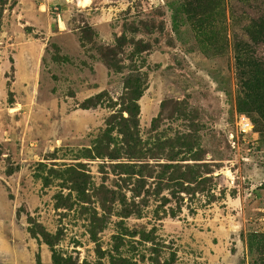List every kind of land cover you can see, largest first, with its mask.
Masks as SVG:
<instances>
[{"label":"rangeland","instance_id":"obj_1","mask_svg":"<svg viewBox=\"0 0 264 264\" xmlns=\"http://www.w3.org/2000/svg\"><path fill=\"white\" fill-rule=\"evenodd\" d=\"M263 16L264 0H0V264H54L44 233L62 264H264V121L236 59Z\"/></svg>","mask_w":264,"mask_h":264},{"label":"trees","instance_id":"obj_2","mask_svg":"<svg viewBox=\"0 0 264 264\" xmlns=\"http://www.w3.org/2000/svg\"><path fill=\"white\" fill-rule=\"evenodd\" d=\"M248 34L251 43H241L237 45V64L240 83L243 87V97L240 104L243 108L247 105L256 107L258 114L264 121V64L257 60L252 54V48L258 45L264 39V16L251 19L248 25ZM250 52V54H248ZM140 77L136 80L129 79L127 89H130V103H128L127 111L129 117H134L138 114V101L143 96L142 84ZM88 102V101H87ZM84 108H91L86 102ZM123 120H126L123 118ZM254 123V122H253ZM255 125V124H254ZM34 235L33 231H30ZM46 243L52 248L54 264H62L61 258L56 254L53 247V238L50 234H42ZM38 264H41L39 261Z\"/></svg>","mask_w":264,"mask_h":264},{"label":"built area","instance_id":"obj_3","mask_svg":"<svg viewBox=\"0 0 264 264\" xmlns=\"http://www.w3.org/2000/svg\"><path fill=\"white\" fill-rule=\"evenodd\" d=\"M237 125L239 127V130L242 133H248V132L252 131L254 128L253 122L248 117H246L245 115H241L239 117Z\"/></svg>","mask_w":264,"mask_h":264}]
</instances>
